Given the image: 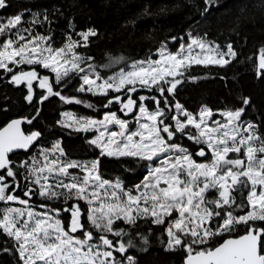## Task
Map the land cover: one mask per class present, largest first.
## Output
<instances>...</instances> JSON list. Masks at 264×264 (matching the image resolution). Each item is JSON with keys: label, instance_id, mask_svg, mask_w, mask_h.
<instances>
[{"label": "snow or ice", "instance_id": "obj_1", "mask_svg": "<svg viewBox=\"0 0 264 264\" xmlns=\"http://www.w3.org/2000/svg\"><path fill=\"white\" fill-rule=\"evenodd\" d=\"M211 3L206 0V4ZM4 7L6 0H0V9ZM21 23L19 15L0 23V36L5 37L0 41V69L11 73V83L25 85L27 102H33V83L38 82V88L46 90L38 103L51 96L66 103H83L54 90V84L79 75L78 92L108 97L104 107L118 104L125 116L136 113L133 119L137 127L131 130L129 121L114 111L99 120L65 113L62 126L95 132L89 143L100 149L101 156L133 157L146 161L148 169L140 184L127 189L119 181L102 177L99 159L85 162L68 158L60 142L43 149L39 154L42 159L33 156L17 163L9 154L18 149L27 151L41 136L39 131L25 134L21 129L35 116L13 119L0 128V203L19 205L0 208V234L13 240L21 264H136L133 256L124 255L133 246L132 240L124 241L127 233L114 225L117 221L134 225L141 219L165 225V251L182 249L186 253L184 264H264V224L256 223L264 222V133L257 125L241 121L243 107L221 111L224 119L220 120L213 119L216 113L206 106L194 114L175 102L171 122H166L169 101L165 93L175 95L193 65L227 66L237 55L231 44L222 50L194 37L175 53L162 46L158 59L139 61L132 70L105 79L88 63L90 57L76 51L88 47L90 37L97 35L95 30L80 32L79 40L69 35L67 43L57 48L51 36L32 35L18 27ZM23 65L47 69L54 79L36 68L25 71L20 67ZM259 69L264 74V50ZM154 88L164 97L165 107L155 96L133 98L140 89ZM110 92L123 95L109 96ZM148 100L153 101L154 110L145 103ZM113 126L117 130H111ZM180 137L202 147L193 154L178 142ZM194 156L208 159L198 162ZM241 189H247V195L237 204L235 193ZM210 191H215L216 198L207 197ZM34 196L44 201L62 200L65 206L49 208L42 203L39 207L44 211H37L30 203ZM237 208L243 214H234ZM62 213L69 214L67 225ZM238 225L245 226L242 235L207 246L211 239L233 232ZM110 235L121 239L114 242ZM115 253L123 259H117Z\"/></svg>", "mask_w": 264, "mask_h": 264}, {"label": "trees", "instance_id": "obj_2", "mask_svg": "<svg viewBox=\"0 0 264 264\" xmlns=\"http://www.w3.org/2000/svg\"><path fill=\"white\" fill-rule=\"evenodd\" d=\"M17 15L22 18L18 26L21 30L28 29L32 35L51 36L53 47L57 48L67 43L69 35L79 40L80 32L95 30L97 35L90 37L88 47H80L76 51L85 58L90 57L88 63L105 79L134 63L156 57L162 46L178 47L190 32L220 45L231 44L237 53L236 58L225 67L192 66L183 83L177 86L175 95L165 93L169 101L165 111L171 116L174 114L171 105L179 102L194 114L206 106L218 118L217 113L221 111L243 107L241 120L257 125L264 133V74L259 69L260 53L264 50V0H212L210 5L206 4V0H6V7L0 9V23H6ZM10 31L15 32L16 29ZM4 38L0 36V41ZM84 67L87 68L88 64ZM21 68L25 71L36 68L41 75L54 79V74L47 69L34 65H23ZM10 76L11 73L0 69V128L13 119L35 116L31 124H23V129L26 134L34 131L41 133L37 144L29 152L15 154L10 157L11 160L18 163L33 156L42 159L39 154L43 149H51L56 142H60L70 159L85 162L99 159L104 179L122 182L127 189L143 181L148 172L146 161L133 157L101 156L100 150L89 143L94 138L93 133L62 126L64 113L100 119L109 111L119 113L118 104L105 108L108 97L78 92L81 83L79 75L54 84V90L67 97L81 99L83 103H66L57 96L38 103L37 99L46 94V90L39 89L34 83V99L30 104L26 100L28 93L25 85L16 86L10 82ZM113 95L119 94L109 93V96ZM152 96L160 99V106L165 107L164 97H160L156 89ZM245 99L248 100L246 105L243 103ZM145 103L150 110H154L153 101ZM88 104L93 107H87ZM37 111L39 115H36ZM178 142L193 154L202 147L186 137L179 138ZM194 158L197 161L208 159ZM17 193L22 196L20 191ZM235 195L239 204L247 195V189H241ZM216 196L215 191L207 193L209 199ZM31 201L35 205L46 203L52 208L65 206L62 200L50 202L42 199L40 202L38 196ZM80 204L82 209H86L82 201ZM234 214L243 213L237 208ZM61 217L67 225L69 214L63 213ZM82 222L88 226L86 217H82ZM114 227L127 233L122 237L124 241L132 240L133 246L125 256H133L136 264H184L186 253L182 249L165 251V225L141 219L134 225L117 221ZM244 231L245 226L238 225L233 232L211 239L207 246H217L229 237L242 235ZM109 238L114 242L121 239L111 235ZM13 245L12 239L0 234V264H21ZM5 248L10 251H4ZM115 255L117 259H123L119 253Z\"/></svg>", "mask_w": 264, "mask_h": 264}, {"label": "rangeland", "instance_id": "obj_3", "mask_svg": "<svg viewBox=\"0 0 264 264\" xmlns=\"http://www.w3.org/2000/svg\"><path fill=\"white\" fill-rule=\"evenodd\" d=\"M194 37H199V36H196V35H194L193 33H188V36H187V38H186V40L184 41V42H182L178 47H176V48H172L171 46L169 47V46H167V45H165L166 46V48H167V50L169 51V52H172V53H175V52H177L178 50H179V48H180V46L183 44V45H185V46H187V44L188 43H190V40H191V38H194ZM199 38H201V37H199ZM204 40H206L207 42H210V43H212V44H214V45H217V46H219L222 50H226V47H227V45H220V44H217V43H215V42H211V41H208L207 39H205V38H203ZM159 58V50H158V52L156 53V57L154 56V58H151L152 60H155V59H158ZM260 59V58H259ZM194 66V65H193ZM215 66V65H214ZM21 67V66H20ZM87 69V68H86ZM130 70H132V65L130 66V67H128V68H126V69H123L122 71H120V72H118L117 74H115L114 76H112V77H115V76H118L121 72H127V71H130ZM111 77V78H112ZM34 83H37L38 84V82H34ZM33 83V84H34ZM153 92H155V88L152 90V91H148L147 89H140L137 93H135V94H133V98H136V97H138V96H140V95H144V96H149V97H151L152 96V93ZM119 95H123V94H119ZM96 96H102V95H96ZM175 111V110H174ZM167 113V112H166ZM65 114V113H64ZM63 114V116H62V122H64L65 121V115ZM74 115V114H73ZM117 115L120 117V118H122V119H125V120H128L129 121V127H130V129L131 130H135V128L137 127V125H136V123H135V120L133 119V117L136 115V113H132V114H130L129 116H125L122 112H120L119 111V113L117 112ZM217 115H218V118H215V116L213 117V119H220V120H223L224 118L223 117H221L220 115H219V113H217ZM74 116H76V115H74ZM77 117H80V116H77ZM167 117H168V119H166V122H171L170 121V115L167 113ZM81 118H89V117H81ZM103 118V116L102 117H100V119H102ZM98 119V118H97ZM99 120V119H98ZM242 121V120H241ZM69 123H71V121H68ZM242 122H244V121H242ZM70 129H72V130H74L73 128H70ZM111 130H117L116 128H115V126H113L112 127V129ZM75 131V130H74ZM84 133H88V132H84ZM89 133H93L94 134V138H95V136L97 135V133H95V132H92V131H89ZM183 137H180V139H182ZM100 150V149H99ZM199 162V161H198ZM72 171H74L76 174H78V175H82V173H79V171L78 170H72ZM117 182V181H116ZM113 183H115V182H113ZM123 186H124V184L122 183V182H120ZM125 187V186H124ZM52 201H54V200H51L50 202H52ZM32 201H30V203H31ZM40 202H42V198H41V201ZM33 203V202H32ZM3 206L1 207V208H3V207H9V206H12V207H19V205H15V204H13V205H9V204H2ZM33 205L35 206V209L37 210V211H44V209H42V208H40L39 207V205L40 204H38V205H35L34 203H33ZM49 206V208H52V206H50V205H48ZM53 208H56V207H53ZM63 214V213H62ZM177 214L176 213H173V216L175 217ZM170 219V218H169ZM63 221H64V219H63ZM67 222H69V219H67ZM64 223H65V221H64ZM126 223V222H125ZM214 223H215V221H214ZM128 224V223H127ZM66 225V224H65ZM240 226V225H239ZM124 255H126V253L124 254ZM122 260V259H121ZM125 264L127 263L126 261L124 262Z\"/></svg>", "mask_w": 264, "mask_h": 264}, {"label": "water", "instance_id": "obj_4", "mask_svg": "<svg viewBox=\"0 0 264 264\" xmlns=\"http://www.w3.org/2000/svg\"><path fill=\"white\" fill-rule=\"evenodd\" d=\"M8 123H9V122H8ZM8 123H7V124H8ZM7 124H6V125H7ZM6 125H5V126H6ZM5 126H4V127H5ZM2 128H3V127H2ZM21 129H22V131H24V129H23V124L21 125ZM24 133H25V131H24ZM25 134H26V133H25ZM39 138H40V137H39ZM39 138H38V140H39ZM38 140H37L36 142H34V144H33V145H32L27 151H25V150H19V149H18V150H14L12 153L9 154L10 157L13 156V155H15V154H18V153H22V152H26V153H27V152H29V151H30V150H31V149L37 144ZM0 174H2V172H0ZM237 237H238V236H237ZM237 237H230V238H237ZM230 238H227V239H230ZM222 243H223V242H222Z\"/></svg>", "mask_w": 264, "mask_h": 264}, {"label": "bare ground", "instance_id": "obj_5", "mask_svg": "<svg viewBox=\"0 0 264 264\" xmlns=\"http://www.w3.org/2000/svg\"><path fill=\"white\" fill-rule=\"evenodd\" d=\"M115 104V103H114ZM230 238V237H229ZM226 240V239H225Z\"/></svg>", "mask_w": 264, "mask_h": 264}, {"label": "flooded vegetation", "instance_id": "obj_6", "mask_svg": "<svg viewBox=\"0 0 264 264\" xmlns=\"http://www.w3.org/2000/svg\"><path fill=\"white\" fill-rule=\"evenodd\" d=\"M16 194H18V193H16Z\"/></svg>", "mask_w": 264, "mask_h": 264}]
</instances>
